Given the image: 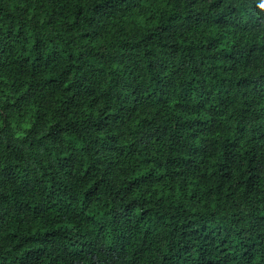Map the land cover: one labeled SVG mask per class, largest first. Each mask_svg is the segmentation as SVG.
<instances>
[{
    "label": "clouds",
    "instance_id": "1",
    "mask_svg": "<svg viewBox=\"0 0 264 264\" xmlns=\"http://www.w3.org/2000/svg\"><path fill=\"white\" fill-rule=\"evenodd\" d=\"M0 264H264V0H0Z\"/></svg>",
    "mask_w": 264,
    "mask_h": 264
}]
</instances>
